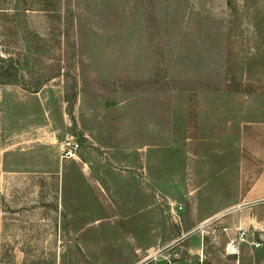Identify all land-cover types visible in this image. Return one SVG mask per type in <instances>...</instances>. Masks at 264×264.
Returning <instances> with one entry per match:
<instances>
[{
  "label": "rangeland",
  "instance_id": "1",
  "mask_svg": "<svg viewBox=\"0 0 264 264\" xmlns=\"http://www.w3.org/2000/svg\"><path fill=\"white\" fill-rule=\"evenodd\" d=\"M263 170L264 0H0V264H264Z\"/></svg>",
  "mask_w": 264,
  "mask_h": 264
},
{
  "label": "built area",
  "instance_id": "2",
  "mask_svg": "<svg viewBox=\"0 0 264 264\" xmlns=\"http://www.w3.org/2000/svg\"><path fill=\"white\" fill-rule=\"evenodd\" d=\"M79 149L80 145L73 139L64 140L61 145L62 159H74ZM257 204L264 205V200L259 201ZM171 208L172 214H174V206L171 205ZM243 247L255 251L264 249V224L260 227L255 224H249L248 226L238 224L235 228V237L228 241L226 254L229 257H239Z\"/></svg>",
  "mask_w": 264,
  "mask_h": 264
},
{
  "label": "crops",
  "instance_id": "3",
  "mask_svg": "<svg viewBox=\"0 0 264 264\" xmlns=\"http://www.w3.org/2000/svg\"><path fill=\"white\" fill-rule=\"evenodd\" d=\"M261 200H264V170L256 178L252 186L249 189H247L246 192L241 196L240 202L243 205L244 204H256ZM228 223L230 226H234L233 228H236L239 223L242 226H248L247 221L243 215L236 216L234 218L232 217L229 218ZM232 258H235V257H232Z\"/></svg>",
  "mask_w": 264,
  "mask_h": 264
}]
</instances>
